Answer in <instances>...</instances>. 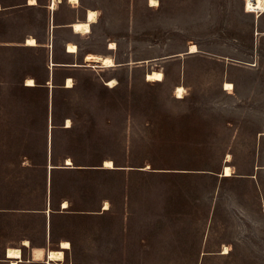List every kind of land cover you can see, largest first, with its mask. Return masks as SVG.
<instances>
[{
  "label": "rangeland",
  "instance_id": "rangeland-1",
  "mask_svg": "<svg viewBox=\"0 0 264 264\" xmlns=\"http://www.w3.org/2000/svg\"><path fill=\"white\" fill-rule=\"evenodd\" d=\"M28 1L0 0V103L17 102L0 125V264L8 247L23 253L18 264H45L35 249L62 250L60 264H264V0ZM87 9L97 23L74 34ZM52 43L57 64H77L56 66L57 125L44 90L18 89L42 77L40 46ZM86 53L116 66H85ZM153 70L162 81L145 79ZM50 125L57 166L69 153L103 169L56 170L52 206ZM7 135L31 161L2 155Z\"/></svg>",
  "mask_w": 264,
  "mask_h": 264
},
{
  "label": "bare ground",
  "instance_id": "bare-ground-1",
  "mask_svg": "<svg viewBox=\"0 0 264 264\" xmlns=\"http://www.w3.org/2000/svg\"><path fill=\"white\" fill-rule=\"evenodd\" d=\"M58 1H60V0H52L51 6L49 7V9H54ZM68 1L69 2H77L78 0H68ZM28 3L30 5H34V4H36V1L35 0H29ZM157 5H158L157 0H149V6H155L156 7ZM96 21H97V11L92 10V9H88L86 11L85 19L72 22L70 24V27L72 28V30L75 33L85 34V33H88L90 31L91 24L95 23ZM25 45L26 46H36L37 42L33 37H29L25 40ZM109 47L111 49H114L115 44L110 43ZM67 51L71 52V53H75V52H77V46L73 43H67ZM197 51H198V49L194 44H191L188 48V53H194ZM86 59H87V61H86L87 64L85 66H93L94 67V66L100 65V67H103V68H110V67L116 66L115 61H113V59L110 58L109 56L102 57V56H98V55L93 54V53H88L86 55ZM144 77L147 81H154V82L162 81L163 80V73L160 70H153V71L145 74ZM26 85L32 86V85H34V81L31 78H28L26 80ZM107 85L112 87L114 85V80H109ZM65 86L67 88H70L73 86V81L71 78L66 79V85ZM232 88L233 87L229 82H226L224 84V90H228V92H231ZM183 92H184V88L181 86H178L174 92V96L176 98H182ZM69 122L70 121L67 120L66 126H68ZM262 134L264 135V128H263ZM227 157L229 158L230 156L227 155ZM66 164L67 165L71 164L70 159H68V158L66 159ZM70 166H72V165H70ZM104 167L105 168H113L114 165H113L111 160H105ZM222 175L223 176H232L233 175L232 168L229 166H224L223 171H222ZM67 206H68V203L66 201H63L62 208H65ZM107 208H108V202H104L103 209H107ZM22 245H24V246L29 245L28 240H26V239L23 240ZM59 247H60V249H68L70 247V244L68 241L62 240L59 244ZM222 253L223 254L228 253V248L226 246L224 247V250ZM46 254H47V264H60V262H62L64 259L63 251L62 250H54V249L47 250V251H44L43 249H35L33 251V259L44 261L46 259ZM5 257L7 259H9L10 264H18L19 262H22V252H21L19 247L18 248L8 247L5 251ZM70 264H74V263H70ZM81 264H102V263L86 262V263H81Z\"/></svg>",
  "mask_w": 264,
  "mask_h": 264
},
{
  "label": "trees",
  "instance_id": "trees-1",
  "mask_svg": "<svg viewBox=\"0 0 264 264\" xmlns=\"http://www.w3.org/2000/svg\"><path fill=\"white\" fill-rule=\"evenodd\" d=\"M2 5V4H1ZM0 5V6H1ZM4 6L2 5L1 8H0V12L2 11V8ZM48 20H49V15H48ZM41 50H43L45 52V54L43 55V64H42V77H37V76H32L33 80H34V85L32 86H26V85H23L20 83V87L18 88L20 92H23V91H29V92H37L39 91L40 89L44 90L45 91V95H46V101H47V104L50 102V99H49V94H50V91H51V115H50V118H51V124L53 122V125H57L56 123V120H57V113H58V100H57V92L59 89V87H57V83H56V78H55V75H56V66L55 67H52V77H51V82H52V88L49 90L48 92V87L46 85V82L49 81V76H50V69H49V62H53L55 64L56 61H55V46H54V43L51 44V49L48 51L46 47H43V46H40ZM12 84V83H11ZM10 85V84H9ZM72 88V87H71ZM14 96V95H13ZM17 104V102L15 101V99H13V97H9L6 102L4 104L0 103V125L2 127H4V125L8 124L10 119L8 117H6V111H8L12 106L13 104ZM27 102L24 103V106H27ZM67 110L65 111V117H69V115H67ZM71 119V124L64 128V131L66 132H71L73 133L75 130H74V126H75V123H74V120L72 117H70ZM5 125V127H6ZM1 128V127H0ZM52 129V128H51ZM54 129V128H53ZM1 130V129H0ZM2 134V133H1ZM0 134V136H1ZM12 138L10 135L6 136V146L2 147V151L3 154L2 155H7L9 157V159H12V160H15L14 157H16V159H20V158H24L26 160H32V158L30 157L29 154L26 153V151H24V149H21V151H14V149L16 148H13L12 145H10V143L12 142ZM94 150H91V153H93ZM16 155V156H15ZM64 156H66L68 159H70L71 161V164L67 165L69 167H59L57 166V155H56V152H55V144H54V137L51 135V144H50V154L48 155V161L49 163H51L50 165L52 166V168L49 169V176H50V181H51V187L49 188V191H48V198H49V204L52 206V203H53V198H54V185H53V182H52V177H53V173L56 171V170H61V171H69V172H73V171H79V172H82V171H94V170H103V169H98V168H89L87 166H99L96 164V161H95V157L93 156V159L91 160H85V159H82V160H78L77 157L75 155H72V154H69V153H66ZM31 164H33L31 162ZM72 165V167L70 166ZM113 165L115 166V161L113 162ZM107 170H116V169H107ZM40 190L42 193L46 194L43 190V185H40L39 186ZM40 192V193H41ZM64 200H67L68 201V206L66 207V210H70L69 208L72 206V202L70 199H68V197H65ZM29 247L31 246V241L29 240ZM22 256H23V253H22Z\"/></svg>",
  "mask_w": 264,
  "mask_h": 264
},
{
  "label": "water",
  "instance_id": "water-1",
  "mask_svg": "<svg viewBox=\"0 0 264 264\" xmlns=\"http://www.w3.org/2000/svg\"><path fill=\"white\" fill-rule=\"evenodd\" d=\"M49 17L52 20V15L51 14H50ZM49 64H50V66H49V69H50V77H49V79H50V81H51V77H52V67L51 66H77V64H55V63H52L51 61L49 62ZM50 87H52V86H50ZM49 99H50V106H51V91H50V94H49ZM50 111H51V109H49V112ZM49 119H51V118L49 117ZM50 126H49V134H48L49 143H50V139H51V136H50V128L51 127ZM48 200H49V198H48ZM43 262L47 264V254H46V259Z\"/></svg>",
  "mask_w": 264,
  "mask_h": 264
},
{
  "label": "crops",
  "instance_id": "crops-1",
  "mask_svg": "<svg viewBox=\"0 0 264 264\" xmlns=\"http://www.w3.org/2000/svg\"><path fill=\"white\" fill-rule=\"evenodd\" d=\"M153 7V6H152ZM88 10V9H87ZM86 10V11H87ZM51 15H52V12L50 13ZM85 15H86V12H85ZM85 15H84V18L82 19V20H84L85 19ZM95 23H97V21L95 22ZM95 23H92V24H95ZM92 24H91V26H92ZM70 26V25H69ZM71 28V27H70ZM71 30H72V28H71ZM90 31H91V29H90ZM90 31L88 32V33H90ZM72 32L74 33V34H80V33H75L73 30H72ZM88 33H85V34H88ZM85 34H80V35H85ZM67 43H73V42H67ZM67 43L65 44V49H66V52L67 53H69V54H74V53H71V52H68L67 51ZM73 44H75V43H73ZM76 45V44H75ZM77 46V45H76ZM110 46V45H109ZM51 47V46H50ZM109 49H111L110 47H109ZM78 46H77V52H75V54L76 53H78ZM88 53H86L85 55H84V58H85V61L84 62H86L87 61V59H86V55H87ZM102 57H105V56H102ZM89 67H93V66H89ZM94 67H98V68H103V67H100V65H98V66H94ZM67 79V78H66ZM71 88V87H70ZM227 91V90H226ZM180 99V98H179ZM264 128V127H263ZM262 132H263V130H262ZM261 135H263L262 133H261ZM264 136V135H263Z\"/></svg>",
  "mask_w": 264,
  "mask_h": 264
}]
</instances>
